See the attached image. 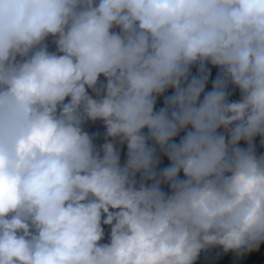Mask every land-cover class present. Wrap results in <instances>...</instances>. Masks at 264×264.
Listing matches in <instances>:
<instances>
[{"label":"clouds","instance_id":"9594fccd","mask_svg":"<svg viewBox=\"0 0 264 264\" xmlns=\"http://www.w3.org/2000/svg\"><path fill=\"white\" fill-rule=\"evenodd\" d=\"M262 245L264 0H0V264Z\"/></svg>","mask_w":264,"mask_h":264},{"label":"trees","instance_id":"16d2710c","mask_svg":"<svg viewBox=\"0 0 264 264\" xmlns=\"http://www.w3.org/2000/svg\"><path fill=\"white\" fill-rule=\"evenodd\" d=\"M219 250H210L202 254V264H216V252ZM228 264H264V245L258 250L257 254L246 253L242 257H237L235 253L229 254Z\"/></svg>","mask_w":264,"mask_h":264}]
</instances>
